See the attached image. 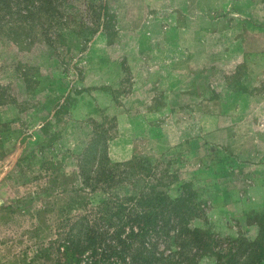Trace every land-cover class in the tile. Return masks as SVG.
<instances>
[{"label": "rangeland", "instance_id": "rangeland-1", "mask_svg": "<svg viewBox=\"0 0 264 264\" xmlns=\"http://www.w3.org/2000/svg\"><path fill=\"white\" fill-rule=\"evenodd\" d=\"M178 1L62 0L52 45L39 27L31 44L0 37V264H93L103 251L87 248L85 227L101 222L99 202L149 184L171 197L186 184L196 191L202 212L190 225L212 244L192 264H226V248L256 238L264 211V130L251 98L262 92L259 66L239 64L215 80L167 74L187 57L179 37L197 35L183 31ZM184 1L189 13L203 11L204 30L212 18L219 29L230 19L228 0ZM144 3L147 14L137 10ZM98 126L110 162L127 170L106 192L86 188L79 166ZM111 259L97 264H125Z\"/></svg>", "mask_w": 264, "mask_h": 264}, {"label": "trees", "instance_id": "trees-1", "mask_svg": "<svg viewBox=\"0 0 264 264\" xmlns=\"http://www.w3.org/2000/svg\"><path fill=\"white\" fill-rule=\"evenodd\" d=\"M62 1V0H61ZM60 0H0V37L31 44L39 27L48 45L50 30L61 20ZM106 129L97 127L79 159L82 184L92 191L121 186L126 181L122 164H112L106 153ZM138 195L129 192L104 198L97 209L99 219L86 224L89 250L102 249L100 261L119 260L125 264H192L212 244V236L190 225L202 212L196 191L184 185L178 197H171L160 185L149 184ZM145 189V188H144ZM86 219V218H85ZM88 219V218H87ZM258 232L252 241L242 240L234 251L225 249L226 264H264V211L257 217ZM83 233L80 229L79 234ZM163 242L164 249H159ZM78 247V246H77ZM115 257V259H114Z\"/></svg>", "mask_w": 264, "mask_h": 264}, {"label": "crops", "instance_id": "crops-1", "mask_svg": "<svg viewBox=\"0 0 264 264\" xmlns=\"http://www.w3.org/2000/svg\"><path fill=\"white\" fill-rule=\"evenodd\" d=\"M163 1L164 0H162V2ZM167 1L170 3V0H166V2ZM178 4L177 9H180V11L186 14V21L188 18V24L183 27V31H191L197 35L192 37V39L185 38L184 34L182 37H179V47L181 50L183 49L182 51L187 54V57L183 58L184 61L182 62H184V65H182V67L179 66L177 70L167 74L176 77H180L181 75H192V78H195L194 80H197L196 78H202L203 76H210L215 80L214 78L219 75L223 77L234 75L239 68L237 67L239 64L243 67L253 60L254 63H257L259 66L257 76L260 82L259 90L262 92L252 97L250 95L246 96L245 98L251 97L252 103L260 109V112L256 115L258 116L257 123H260V125L263 126L262 130H264V0L226 1V3H224V7L226 6L224 12L227 14L228 18L230 17V21L228 20L226 25L222 27V29H219L216 28L219 22L217 17L210 20L212 27L206 30H210L213 33L212 36L218 39V41L216 39H210V42L208 41L210 36L208 37V35H206L205 37V33L207 34V32L204 30L203 26V11L189 13L190 8H187L186 1L180 0ZM166 5L167 3L164 6ZM228 5H230V7ZM160 7L153 6L151 10L158 11ZM137 10L144 14H147L149 11L146 3H144V6H138ZM227 11L230 14L227 13ZM236 16L239 18L236 19ZM221 19H223V17ZM148 21L149 20H147V22ZM255 30L258 32V35L252 37ZM219 34H222L223 38L219 39ZM212 36L211 38H213ZM205 44L206 46H208V44H214V50L210 52L206 51V55L204 56V51H202L203 49L201 48H204ZM256 44L258 45L257 49L254 47ZM170 60L174 61L175 58ZM225 65L227 69H224ZM151 74H155L154 67L138 70L135 73L136 78L134 80L138 82L139 75H146L149 77ZM132 75H134V73ZM176 80H178V90H180L182 86L181 79ZM148 83L150 84L149 79ZM242 91L247 92V90ZM242 103L247 106L246 101Z\"/></svg>", "mask_w": 264, "mask_h": 264}]
</instances>
